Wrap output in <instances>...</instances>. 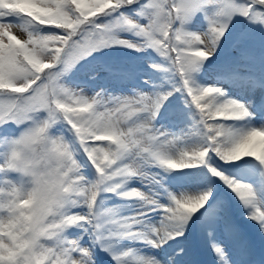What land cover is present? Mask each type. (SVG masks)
Segmentation results:
<instances>
[{"label":"snow or ice","instance_id":"6c2138e0","mask_svg":"<svg viewBox=\"0 0 264 264\" xmlns=\"http://www.w3.org/2000/svg\"><path fill=\"white\" fill-rule=\"evenodd\" d=\"M201 253L264 264V0H0V264Z\"/></svg>","mask_w":264,"mask_h":264},{"label":"rangeland","instance_id":"374dc122","mask_svg":"<svg viewBox=\"0 0 264 264\" xmlns=\"http://www.w3.org/2000/svg\"><path fill=\"white\" fill-rule=\"evenodd\" d=\"M257 245H258V241H257ZM101 255L103 257V254H101ZM103 262H105V258H104ZM98 264H101V263L98 262ZM199 264H210V257H207L203 253H201L200 258H199Z\"/></svg>","mask_w":264,"mask_h":264}]
</instances>
